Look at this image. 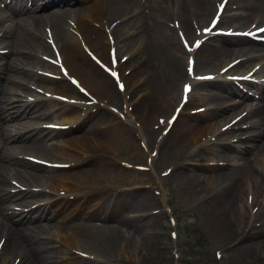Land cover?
<instances>
[{
  "label": "bare ground",
  "instance_id": "obj_1",
  "mask_svg": "<svg viewBox=\"0 0 264 264\" xmlns=\"http://www.w3.org/2000/svg\"><path fill=\"white\" fill-rule=\"evenodd\" d=\"M0 1L11 12L3 17L0 9V49H7L0 51V264H59L64 250L55 244L63 245L71 256L81 255L65 264H126L119 258L130 260L132 252L140 255L136 264H152L164 248L160 258L164 254L169 264L159 228L164 215L159 209L167 201L152 191L153 185L161 190L160 183L127 178L137 166L150 172L162 162L168 164L169 175L162 181L173 180L190 192V212L207 222L212 245L247 258L264 254V241L253 238L257 230H264V65L255 73L258 84L237 77L249 82L240 83L244 88L259 94L250 108L248 90L218 76L234 57L242 59L235 73L244 68L249 73L260 60L261 55H252L256 48H242L245 38L210 37L190 53L193 73L213 79L193 82L184 108L193 103L206 113H189L184 125L180 111L156 145V156L150 155L153 138L167 129L168 119L162 114L170 108L174 112L181 100L182 93L178 96L172 87L188 77V54L180 34L192 45L194 25L213 15L220 0H95L82 9L75 6L78 0ZM232 3H237L240 14L226 10L220 27L236 32L246 30L251 20L264 22V0ZM51 5L57 6L46 10ZM143 10L148 11L144 22L136 17ZM128 15L136 17L132 23L123 20ZM114 18L122 20L112 28ZM174 20L177 29L170 24ZM46 29L53 35L54 50L45 40ZM110 47H116L119 62L123 52L129 56L123 66H132V54L144 63L156 60L163 65L146 81L143 75L152 69L145 65L132 74L150 93L134 91L135 109L127 110L123 119L105 118L111 115L96 100L107 99V87L98 69L87 63L93 57L104 61ZM48 58L54 61L49 63ZM73 81L88 94H81ZM30 85L43 96L27 100ZM14 88L24 98H15ZM48 93L54 97L47 99ZM160 93L167 100L155 101L153 110L149 103ZM90 100L92 106L81 104ZM103 122L124 135L101 138ZM133 129L136 143L131 148ZM130 151L137 156L132 171L129 164L119 170L118 161ZM58 154L66 163L47 168L45 162L58 163ZM131 183L143 190L132 196Z\"/></svg>",
  "mask_w": 264,
  "mask_h": 264
},
{
  "label": "rangeland",
  "instance_id": "obj_2",
  "mask_svg": "<svg viewBox=\"0 0 264 264\" xmlns=\"http://www.w3.org/2000/svg\"><path fill=\"white\" fill-rule=\"evenodd\" d=\"M94 1L95 0H88L87 2H82L78 0L75 6L79 9L80 8L82 9L84 8L83 6L89 5L90 3ZM6 3H7V0H6ZM55 6L52 5L48 7L46 10L54 8ZM0 7L3 8L4 10L1 13L3 17H9L11 15V12L8 11L7 6L4 3H0ZM147 14H148V11L143 10V11H140L136 17L141 16L142 22H144L145 19L147 20L146 18ZM136 17H132V15H128L127 17L123 18V20H126V21L129 20L128 22L132 23L133 19ZM121 20L122 19L114 18V21L112 22L114 23L115 26H117V25H120ZM207 20L208 18H206V21L203 22L202 24H205ZM175 21L178 22L177 20H174V22ZM172 22H170L171 25L173 24ZM7 24L9 23H5V25ZM198 25H200V23ZM115 26H111V27H115ZM44 30L45 28L43 27L41 31L44 33ZM46 31H47L46 38L48 37L46 41L47 43H50V46H52V49L54 50L53 48L54 44L51 42V38L53 35L48 33L49 29H46ZM130 34H132V30L131 31L129 30L128 32V35ZM5 39L6 38H4V40ZM0 51H7V49L5 50L0 49ZM137 56H135V54H132V58H131L132 67L134 68L138 64L137 62L141 64V61L138 60ZM108 58L109 56L105 54V58L103 62H108ZM183 58L185 59V56ZM87 63L91 66L92 69L94 70L95 68L98 69V72H96L98 74V77L102 79L103 82L106 84L107 90H106V93L104 94L106 95L105 97H107V99L103 101H98V102L100 103L102 107H104V109L106 110V114L111 115V116H106L105 118L107 119L119 118L118 117L119 113L121 114V116H123L125 114L124 110H127V108L130 109V112L132 113V110L135 109L134 108L135 98L133 97L134 91H138L144 94L150 93L147 88L140 86V85L138 86L139 83L135 82L136 80H134V78L132 77V73L131 72L128 73L130 71V67H131L130 65L126 66L127 69L122 73L124 76L125 84L128 87L127 90L123 92V91L118 90L113 79L111 77H108V75H106V73L103 70H101L100 67L92 59L88 58ZM183 64H184V60H183ZM158 65H162V63H158L156 60L151 65H148V67H150L149 70L151 69L152 70L149 71L148 74L143 75V79L145 81L148 76L149 78L156 77ZM179 85L180 83H176V85H174L172 88L176 90V92H179ZM30 86H31L29 90L30 95L26 94L27 100L34 99L35 96H43L42 94L38 92L35 85H30ZM14 91H15V88H14ZM11 92L13 93V90ZM15 92L17 93L15 95V98L17 99L24 98L23 97L24 94L21 93L20 90L17 89ZM156 97H158L157 100H152L149 103L153 110H156V107L158 104L155 101H159V99L162 101H165V99L162 98L160 94L156 95ZM87 105L90 106V104H87ZM48 107L50 110L52 109V105H49ZM108 109L112 112L117 111V113L113 112L114 113L113 114ZM191 109H194V108H191ZM166 115H169V114H166ZM187 117L188 115L181 118L182 121L184 122V125L187 123V119H188ZM102 124L101 125L103 127L101 126L102 128L100 129L103 132V136L101 138H108L110 136L109 134H116L119 138H121L125 133V132H120V131L115 132V131L110 130L106 122H103ZM89 125L90 124H87L84 127V129H86ZM184 125H182V127ZM20 127L21 126H18L16 128L17 131H20ZM81 132L82 130L80 131V133ZM134 134H135V129L131 131V135L133 139V142L130 145L131 148L134 145V143H136L134 140L135 139ZM144 135H146L145 132H144ZM65 138H71V137H65ZM153 139H155V137ZM119 141L122 142V140L120 139ZM61 152H65V150L62 149ZM125 155H126L125 159L121 158L118 161L117 168L123 171L122 169H125L127 164H129L131 165L130 171H132V160H135L137 156L133 155L132 151L126 153ZM60 157H61L60 154H58V162L65 163L66 161ZM166 167H167L166 164L158 163L156 164V166H154L153 173L138 170L137 172H134V175L136 176L132 175V173L130 174L128 173L127 178L132 181L133 180L132 176H133L137 178L147 179L148 182H151L152 184L154 182L160 183L159 186L160 188H162L164 195L162 194L161 190L157 188L156 185L152 187V191L158 192L160 194L158 198L165 199L168 202L166 206H163V204L160 206L159 210H161L164 213V215L162 216V219L160 221L159 228H160V232L164 233V238H162L163 241L161 244L163 247L166 245V248L168 249L167 255L169 258V261H168L169 264H264V254L261 256H257L256 259L254 258V256L251 258H247L241 253L232 252L229 250L223 251V249L218 248V246L212 245L211 244L212 234L207 225V222H205L202 217L200 216L194 217L190 213V210L193 207L192 205L193 197L191 196L190 192L180 187L173 180L166 181V184H165L161 179H159V178H166V177H160L162 176V173L164 172V169ZM124 188L125 187H122V189ZM128 189H129L128 192H132V196L136 191L143 190V189H140L139 184L132 185V183L130 184V186H128ZM16 190H18V188H16ZM111 223L113 222H110V224ZM258 232L259 233L253 236V238L255 240H260V242L261 241L263 242L264 241V230L260 231L259 229ZM174 233L176 234V237L173 236ZM55 245L61 246V248L64 250L59 255L60 256V258H58L59 264H65L66 262L69 261L68 258H77L81 256L79 254H75L71 256L68 254L69 251L63 245L61 244H55ZM165 250H166L165 248L162 249L161 253ZM83 255L88 256L86 253H83ZM160 255L157 256V258L152 262V264L167 263L164 254H162L161 258H160ZM140 259L141 258L139 254L132 252L130 260L127 258V256H124L122 258H119V263L136 264V263H139Z\"/></svg>",
  "mask_w": 264,
  "mask_h": 264
},
{
  "label": "snow or ice",
  "instance_id": "obj_3",
  "mask_svg": "<svg viewBox=\"0 0 264 264\" xmlns=\"http://www.w3.org/2000/svg\"><path fill=\"white\" fill-rule=\"evenodd\" d=\"M220 7L223 8V5H221ZM214 23H215V22H214ZM260 31H261V32H264V29H261ZM182 39H183V37H182ZM185 46L187 47L188 45L186 44ZM198 46H199V44H197V47H198ZM115 63H116V61H115V59H114V61H113V67L115 66ZM190 63H191V62H190ZM189 71L191 72V67L189 68ZM111 74L113 75L114 78L117 77V73L112 72ZM117 82H118V84H119V80H118ZM73 83H76V82L73 81ZM119 86H120L121 89L123 90V85L120 84ZM81 90H83V89H81ZM188 91H189V89H188V87L186 86V87H185V95H187ZM173 119H174V118H173ZM169 123H171V122H169Z\"/></svg>",
  "mask_w": 264,
  "mask_h": 264
}]
</instances>
